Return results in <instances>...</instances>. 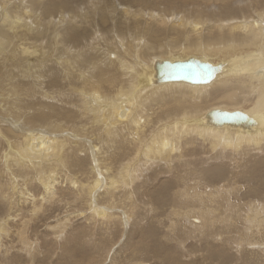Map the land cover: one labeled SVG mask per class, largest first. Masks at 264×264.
Segmentation results:
<instances>
[{
	"label": "bare ground",
	"instance_id": "obj_1",
	"mask_svg": "<svg viewBox=\"0 0 264 264\" xmlns=\"http://www.w3.org/2000/svg\"><path fill=\"white\" fill-rule=\"evenodd\" d=\"M165 1L178 2L168 15L141 7V0H0V75L4 74L9 91H0V113L4 110L5 114H0V143L9 146L0 156V176L30 173L42 188L41 199L45 201L59 193L62 183L58 171L88 161L92 180L85 186L71 181V187L80 189L90 212L110 223L114 216L111 210H115H109L115 205L112 197L130 188L137 180L134 173L143 171V164L149 161L152 166L162 163L159 166L164 168L176 160L183 162L181 149L194 145L193 140L215 159H232L238 164L241 158L264 150V0ZM243 2H247L246 7ZM103 51L112 55L106 57ZM184 53L196 57L187 58ZM190 61L210 65L214 70L211 80L192 84L163 81L158 76L157 66L164 62ZM11 69L22 75L15 82ZM32 81L36 86L68 89L70 98L80 96L85 115L78 110L70 112L61 126L82 125L75 134L78 139L57 131L43 100L47 94H40L39 108L33 103L27 106L28 118L16 117L24 114L18 97H27L26 87ZM205 98H213L217 108L197 109ZM244 102L247 105L240 111H226L224 105ZM50 106L53 109L54 103ZM30 110H38L40 116L30 114ZM222 112H238L252 123H218L215 117ZM58 136H69L76 142ZM102 189L100 200L107 201L99 210L95 197ZM220 189L213 196L225 204L224 190ZM12 191L18 198L1 201L6 212L0 217V234L7 216L12 218L22 200L32 204L33 214L39 210L27 190H19L15 184ZM188 196L183 189L184 204L189 202ZM199 202L207 201L200 198ZM229 203L232 233L250 238L254 234L250 229L255 228L254 235L260 239L257 243L264 244V201H248L243 206ZM175 206L171 204L172 210ZM173 216L181 218L178 212ZM123 217L124 224L131 220ZM204 219L194 222L207 229L208 219ZM63 223H70V218L65 217ZM260 252L264 256V248Z\"/></svg>",
	"mask_w": 264,
	"mask_h": 264
},
{
	"label": "rangeland",
	"instance_id": "obj_2",
	"mask_svg": "<svg viewBox=\"0 0 264 264\" xmlns=\"http://www.w3.org/2000/svg\"><path fill=\"white\" fill-rule=\"evenodd\" d=\"M141 1L139 3L141 7L154 11L161 10L165 15L173 12L178 3L165 0ZM242 6L246 7L247 2H243ZM69 13L66 12V15ZM177 51L178 48L174 50ZM102 53L106 57L112 55V52ZM150 56L159 58L158 55ZM185 56L196 57L192 53ZM148 58L146 57L147 61L150 59ZM11 72L12 82H15L18 76H22L18 70L11 69ZM3 76L4 74L0 75V91L7 93L9 91L5 89ZM26 92L27 97L23 95L18 97L23 104L20 110L24 114H18L16 117L28 118L27 106L33 103L36 104L35 108H39L37 100L40 99V94H47L49 97L43 100L49 106L51 121L58 125L57 131H66L73 137V134L81 130L82 125L79 124L62 128L68 113L78 110L85 115L78 94L70 98L68 89L55 88L50 84L36 86L33 81L26 87ZM53 96L56 98H52ZM212 99H202L200 101L202 106L196 108L204 111L216 109L217 107L214 106L217 102ZM51 103H54L53 109ZM224 105L227 107L226 111H240L238 109L241 106L245 108L247 104L244 102L240 105L237 103ZM14 113L15 110L11 116ZM29 113L40 116L41 112L30 110ZM0 114L5 115L4 110ZM86 127H90V124ZM69 136L65 139L74 142L75 138ZM76 138L78 139L77 136ZM58 139L64 138L58 136ZM89 141L88 138V143L84 142L86 148L90 144ZM193 142L194 145L181 149L183 156L181 163L178 162L179 160L173 161L168 168L160 167V164L163 166L162 163L152 166L151 161L148 162L149 165L143 164L144 170L139 169L134 173L137 180L130 188L113 195L115 205L109 207V210L112 208L115 210H111L114 216L110 223L103 222L90 212L85 204L86 198L80 197V189L73 190L71 187L73 185L70 184L71 181L75 185L85 186L92 180L91 165L88 161L81 162L80 167L68 165L66 170L61 169L60 163L56 164L61 169L58 171L60 177L58 178L62 185H59L58 194L45 201L41 199L42 188L33 175L4 173L5 178L4 175L0 176V217L6 212L1 201L11 197L14 201L18 198L12 191L15 184L19 190H27L34 196V203L39 210L37 214H33L32 204L24 203V200L19 205L15 204L12 218L7 216L8 220H5L6 223L0 234V264H264V256L260 252L264 244L257 243L260 239L258 235H254L255 228L250 229L254 234L250 238L247 234L248 238H246L234 235L228 223L231 209L229 202L235 201L237 205L243 206L248 201H264V167L251 169L258 164L264 165V150L241 158L238 164L232 159L223 161L221 158L215 159V155L206 154V150L204 152L198 145L199 142L195 140ZM4 150L9 151V146L1 141L0 156ZM1 163L2 158L0 165ZM112 166L116 171L117 166L115 164ZM0 171H2L1 167ZM213 173H217L216 178ZM23 182L30 184L25 185ZM220 188L224 190L222 195L225 197V204L213 196ZM183 189L190 199L186 204L181 197ZM104 191L102 189L95 197L99 210H103L106 205V199L100 200ZM200 198L207 202L202 204L199 202ZM171 204L175 206L174 210ZM173 212H178L181 218L174 217ZM123 216L131 219L126 223L127 226L121 220ZM65 217L70 218V223H63ZM204 218L208 219L207 229H201L198 227L201 223L194 222V220L201 221L200 219L205 221ZM222 220L226 222L221 223ZM263 230L264 227L261 228L262 239H264Z\"/></svg>",
	"mask_w": 264,
	"mask_h": 264
},
{
	"label": "water",
	"instance_id": "obj_3",
	"mask_svg": "<svg viewBox=\"0 0 264 264\" xmlns=\"http://www.w3.org/2000/svg\"><path fill=\"white\" fill-rule=\"evenodd\" d=\"M210 65L200 64L199 62L190 61L187 63H169L164 62L157 66L159 70L158 76L163 81H185L192 84L205 83L211 80L214 70L210 76L205 79V67ZM228 125V123H235L237 126L248 125L252 123L246 116L238 112L226 113L215 117V121Z\"/></svg>",
	"mask_w": 264,
	"mask_h": 264
},
{
	"label": "snow or ice",
	"instance_id": "obj_4",
	"mask_svg": "<svg viewBox=\"0 0 264 264\" xmlns=\"http://www.w3.org/2000/svg\"><path fill=\"white\" fill-rule=\"evenodd\" d=\"M212 71L213 69L211 67H205V79L207 78V76H210L212 74Z\"/></svg>",
	"mask_w": 264,
	"mask_h": 264
}]
</instances>
